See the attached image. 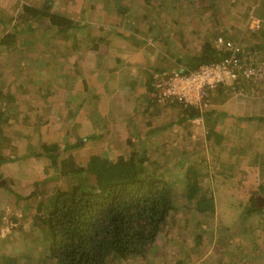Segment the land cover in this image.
<instances>
[{
    "label": "crops",
    "instance_id": "crops-1",
    "mask_svg": "<svg viewBox=\"0 0 264 264\" xmlns=\"http://www.w3.org/2000/svg\"><path fill=\"white\" fill-rule=\"evenodd\" d=\"M228 6L230 11L219 24L225 35L220 39L233 40L245 49L263 43L264 29L248 27L247 19L254 16L264 21V0H230ZM89 8L93 12L94 7ZM102 19L96 26H91L87 18L77 20L76 29L64 31V56L53 58L56 54H52L50 58L60 60L56 66L60 70L59 94L63 96L64 118L56 121L64 126V153H70L77 165L85 166L75 160L73 153L85 151L87 145L93 148L88 156L98 154L111 159L114 154L122 156L133 145H148L160 139L166 145L169 137L176 144L182 134L191 141L198 130L210 132L201 141L205 152L190 153L180 147L179 156L188 151L189 163L195 165L200 182L197 196L209 201L205 207L213 206L214 210L199 212V202L194 198L179 197L158 234L153 253L149 254L150 262L160 251L159 264H264V217L262 213L253 214L242 220L244 209L252 200L255 199L257 207L264 206V81L236 86L237 89L241 85H257L255 92L213 91L210 116L185 122L180 117L174 119L173 112H181L178 107L158 105L154 100V76L158 71L181 67L178 60L198 53L202 45L186 51L187 44L175 40L170 44L177 52L164 53L157 47L159 38L141 39L137 36L139 30L127 34L115 18L111 22ZM243 20L246 26L244 22L241 24ZM216 38L212 40L214 46ZM50 121L47 118L43 123L47 125ZM192 130L194 135L190 137ZM0 138L13 144V140L1 134ZM10 146L17 150L20 145ZM6 148L4 144L0 146L3 157L1 151ZM210 149L217 151L219 159ZM9 166L4 164L0 171L5 172ZM42 169L41 177L32 174L22 181L21 189L10 185L11 191L26 201L17 214L19 218L22 213L28 216L26 219L35 214L41 199L35 196L26 200L27 192L48 176H57L52 169ZM181 174L185 175V171ZM1 176L8 180L5 174ZM30 221L28 228H23L25 235L35 231Z\"/></svg>",
    "mask_w": 264,
    "mask_h": 264
},
{
    "label": "rangeland",
    "instance_id": "rangeland-1",
    "mask_svg": "<svg viewBox=\"0 0 264 264\" xmlns=\"http://www.w3.org/2000/svg\"><path fill=\"white\" fill-rule=\"evenodd\" d=\"M229 2L230 0H10V2L0 0V111H3V116L8 115L11 121L0 126V134L13 140V144L6 142L4 145L9 148L1 152L4 153V157H16L19 162L8 165L5 172L0 171L2 175H6L7 184L21 189L22 181L28 180L32 174L36 177L42 176V168L50 166L48 159L41 157L36 160L34 158L24 160L25 156L32 155L38 150L40 151L38 153H45L41 150L42 145H58L61 160L71 157L70 153L63 152L64 126L61 127L60 122L56 121L64 118L61 107L63 96L59 94L61 91L60 70L56 66L60 60L50 59L52 54H56L53 58L64 56L65 35L60 32L52 37L47 31L48 21L38 20L35 15L27 13L23 7L34 6L39 9L45 7L50 12L69 17L76 24H78L77 20L87 18L91 26L102 22V18L108 22L115 18L122 27L124 26V32L127 34H136L134 31L139 30L137 36L141 39L146 36L161 35L159 39H156L157 47L167 53V51L177 52V50H172L169 39H162L163 37L183 41L187 44L186 51H192V49H198V45L200 47L206 40L225 36L221 33L219 24L231 9L228 6ZM89 7H94L93 12L89 11L91 9ZM244 21L246 20L241 21V24ZM7 34L15 36L10 50L1 43L2 38ZM262 57L264 54L259 55L258 60L261 61ZM241 86L235 93L247 90L255 92L258 89L257 85ZM171 116L176 119L184 115L175 111ZM47 118L51 121L44 125L43 122ZM207 133L208 131L198 130L197 136L195 135L191 141L182 134L183 138L176 141V144L171 143V137L168 138L169 143L166 145L160 143L161 139L157 143L152 142L148 145L137 144L133 149L128 147L125 152H122V156L128 157L133 150L138 151L139 154L145 150L144 168L147 170L145 173L166 177L169 182H172L176 192H179L180 198L182 196L186 198L183 193L186 186L185 175L181 174L178 179L171 177V171L174 172L178 165L174 159L179 157L180 147L189 151L205 152L201 141L205 139ZM191 134L190 137L194 135V130ZM0 142H2L1 138ZM16 144L20 146L12 151L10 145ZM91 151L93 148L87 145L85 151L73 153V155L77 162L84 163L86 166ZM209 152L219 159L216 150ZM111 157L115 159L117 155L114 154ZM214 162L218 163L215 160ZM53 187L46 184L41 187V192L44 189L47 191L44 195H51L54 191ZM62 187H64L63 183ZM18 196L0 187V264L3 257H12L17 264H34L36 261H43L49 255V246L43 239V230H35L33 234L25 235L23 228H28V221L33 215H30L28 219L24 213L21 218L17 216L22 206H26L23 205L26 201L23 202V199L20 200ZM4 207H6L5 210ZM161 255L160 251H157L155 258L152 257L151 262L145 263L159 264L158 257L161 260ZM142 263L138 261L132 264ZM119 264L126 263L121 261Z\"/></svg>",
    "mask_w": 264,
    "mask_h": 264
},
{
    "label": "trees",
    "instance_id": "trees-1",
    "mask_svg": "<svg viewBox=\"0 0 264 264\" xmlns=\"http://www.w3.org/2000/svg\"><path fill=\"white\" fill-rule=\"evenodd\" d=\"M23 9L35 15L38 20H47L49 23L47 31L52 37L56 33L76 29L78 25L69 17L50 12L45 7L39 9L25 6ZM147 37L155 40L161 35ZM162 39H169L170 43L175 42L174 38ZM219 39L217 36L216 40ZM14 40V35L7 34L1 43L10 50L11 42ZM239 47L241 49L239 57L242 58L245 53L255 55L264 51V42L250 50L240 45ZM228 55L224 49L214 46L212 39L206 40L198 53L189 54L178 60L181 67L158 71L156 75L172 71L187 74L201 66L218 63ZM154 81L155 79L152 82L153 93ZM217 90L225 93L232 91L230 88ZM163 106L178 107L184 115L182 117L184 122L211 115L208 111L210 105L205 109H199L172 101ZM3 115V111H0V126L11 122L8 115ZM5 141L2 140L0 146H3ZM76 145H80V141ZM134 147L136 146H131L132 149ZM12 150L14 151L13 148ZM41 150L45 153H38L40 152L38 150L31 153L32 155L25 156V160L45 157L50 161L46 171L52 169L57 176L53 174L36 183L32 191L27 192L24 197L28 200L41 196L29 224L35 230L44 231L43 239L49 246L48 257L34 264H119L121 261L149 263L151 260L149 254L155 249L158 234L180 196L166 177L145 173L147 172L144 168L145 150L141 151V154L133 151L128 157L119 156L115 159L103 158L98 154L91 155L86 166L77 165L72 157L61 160L60 147L56 144L42 145ZM182 153L174 159L178 165L174 172L171 171L172 179L180 178L184 170L186 186L183 193L186 198H194L199 202L197 205L199 212H213V206L210 209L205 207V203L209 201L197 196L200 182L195 165L189 163L187 153L184 155ZM16 162H18L16 157H3L0 153V168L4 164ZM3 181L6 182L0 174V187L10 192L11 187ZM46 184L54 186L51 195H44V192H47L44 189L41 192V187ZM258 206L255 199L252 200L250 206L244 209L242 220L253 214L263 215L264 206ZM262 223L264 225V218ZM2 264L17 263L12 257H3Z\"/></svg>",
    "mask_w": 264,
    "mask_h": 264
},
{
    "label": "built area",
    "instance_id": "built-area-1",
    "mask_svg": "<svg viewBox=\"0 0 264 264\" xmlns=\"http://www.w3.org/2000/svg\"><path fill=\"white\" fill-rule=\"evenodd\" d=\"M250 28L264 29V21L250 16L247 20ZM217 47L229 53L220 62L199 67L190 73L172 71L155 75L153 97L158 104L177 101L184 106L205 109L210 105V95L218 88H230L243 83L264 81V61L257 54H243L239 44L219 39ZM264 215V207H263Z\"/></svg>",
    "mask_w": 264,
    "mask_h": 264
}]
</instances>
